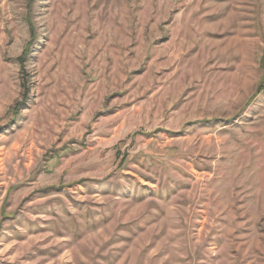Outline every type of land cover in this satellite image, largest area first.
Listing matches in <instances>:
<instances>
[{"label":"rangeland","instance_id":"374dc122","mask_svg":"<svg viewBox=\"0 0 264 264\" xmlns=\"http://www.w3.org/2000/svg\"><path fill=\"white\" fill-rule=\"evenodd\" d=\"M0 264H264V0H0Z\"/></svg>","mask_w":264,"mask_h":264}]
</instances>
